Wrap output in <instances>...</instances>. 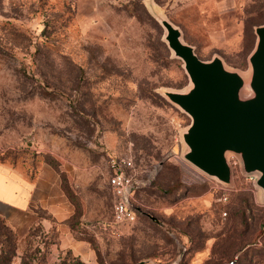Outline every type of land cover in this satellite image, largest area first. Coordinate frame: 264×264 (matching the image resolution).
Here are the masks:
<instances>
[{"label":"rangeland","instance_id":"1","mask_svg":"<svg viewBox=\"0 0 264 264\" xmlns=\"http://www.w3.org/2000/svg\"><path fill=\"white\" fill-rule=\"evenodd\" d=\"M154 3L201 60L249 73L264 0ZM164 34L145 0H0V164L55 176L97 264H264V203L237 157L229 187L183 158L191 120L163 93L190 83ZM121 158L136 214L114 224ZM42 241L0 222V264H48Z\"/></svg>","mask_w":264,"mask_h":264},{"label":"water","instance_id":"2","mask_svg":"<svg viewBox=\"0 0 264 264\" xmlns=\"http://www.w3.org/2000/svg\"><path fill=\"white\" fill-rule=\"evenodd\" d=\"M145 5L163 28L168 49L183 63L189 79L185 92L163 93L191 120L182 134L187 148L184 160L229 187L232 170L227 157L234 155L264 203V25L254 29L256 44L245 76L229 70L219 57L201 60L182 40L180 30L160 15L154 0H145Z\"/></svg>","mask_w":264,"mask_h":264},{"label":"crops","instance_id":"3","mask_svg":"<svg viewBox=\"0 0 264 264\" xmlns=\"http://www.w3.org/2000/svg\"><path fill=\"white\" fill-rule=\"evenodd\" d=\"M73 214L53 174L41 173L28 181L0 164V222L18 242L30 236L44 240L39 244H47L48 264H69L71 257L81 264H97L90 244L70 225Z\"/></svg>","mask_w":264,"mask_h":264},{"label":"built area","instance_id":"4","mask_svg":"<svg viewBox=\"0 0 264 264\" xmlns=\"http://www.w3.org/2000/svg\"><path fill=\"white\" fill-rule=\"evenodd\" d=\"M132 168V162L128 159H112L110 162L108 184L114 197V224H126L135 219L136 212L130 203L134 191V182L132 176L128 173ZM227 200L226 194H222L219 199L223 203L227 202ZM222 214L226 215L225 212ZM262 229L264 231V226ZM258 243L260 244L259 240Z\"/></svg>","mask_w":264,"mask_h":264},{"label":"trees","instance_id":"5","mask_svg":"<svg viewBox=\"0 0 264 264\" xmlns=\"http://www.w3.org/2000/svg\"><path fill=\"white\" fill-rule=\"evenodd\" d=\"M74 216V215H73ZM73 216H72V219H73ZM72 219H71V221H72ZM71 221H70V225H71ZM3 223V222H2ZM3 225H4V223H3ZM5 226V225H4ZM6 227V226H5ZM71 227H72V229L75 231L76 229H75V227L76 226H74V225H71ZM7 228V227H6ZM8 229V228H7ZM9 230V229H8ZM77 231V230H76ZM9 232H10V230H9ZM11 233V232H10ZM29 238V237H28ZM83 238V237H82ZM84 239V238H83ZM86 240V239H85ZM87 241V240H86ZM88 242V241H87ZM76 260V259H75ZM76 263L77 264H81L78 260H76Z\"/></svg>","mask_w":264,"mask_h":264},{"label":"bare ground","instance_id":"6","mask_svg":"<svg viewBox=\"0 0 264 264\" xmlns=\"http://www.w3.org/2000/svg\"><path fill=\"white\" fill-rule=\"evenodd\" d=\"M245 76L247 75V74H244Z\"/></svg>","mask_w":264,"mask_h":264}]
</instances>
